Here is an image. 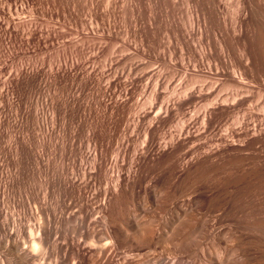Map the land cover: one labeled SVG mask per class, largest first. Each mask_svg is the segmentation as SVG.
Instances as JSON below:
<instances>
[{"label":"rangeland","instance_id":"374dc122","mask_svg":"<svg viewBox=\"0 0 264 264\" xmlns=\"http://www.w3.org/2000/svg\"><path fill=\"white\" fill-rule=\"evenodd\" d=\"M221 1L222 3L224 2L223 9L226 8V10H223V12L230 15V17H234V13H236V10L238 8H236V6H238L236 5L238 4L236 3L237 1ZM163 2H161L159 5H162L164 7L161 6L160 8V6H156V8L158 9L155 8L162 13L159 14L160 12L157 11L159 14L158 30L154 35L155 37L152 36L150 38V42H147L148 44L144 48L146 51H144L143 47L141 48L138 39L139 36L143 37V35L145 34V32H143L144 23L147 19L146 17H149L148 14L150 13L148 12L150 11L149 0H139L141 6V22L140 27L138 28L140 30L137 29V35L134 31L131 6L132 4L130 0H0V169H3L6 173H4L1 178L2 182H5L3 184L1 183V185H3L1 187V190H3V192L1 191L0 193V209L2 213L3 211H5V213H3V215H5L4 218L10 219L9 221L13 220L12 225H15L16 222V227L19 228L21 226H34L39 221V218L43 213H41L43 209L49 214L52 211L54 212V210H56L55 212L59 216H63L65 214L67 215V213L69 214L70 212H73L72 210L75 211V209L78 208V205H76V208H72V206L75 205L76 202L73 203V200L71 199V196L69 197V195H67V198L61 186H64V183L70 180L73 176L76 178L79 176L81 178L82 169L80 168L79 163H77L75 166L74 156L76 159V157H79L78 155H81L82 152L84 154L89 150L87 148H77L75 150H72V148H70L68 145H65V142L67 141V139H71L75 136V139L78 140L76 142L82 140L83 143H86L88 130L90 128H93L96 134V138H100L104 140V143H107L111 139L113 140V138H111V135L115 137H121L120 135L125 133L123 132V130L125 131L124 125L126 123H129V126L131 128L126 130V133L130 135L133 132L131 134L132 138L130 140V146H132V148L130 147L129 151L131 153L130 155L133 154L132 152H136L134 150L137 149L138 157L142 158L145 155L147 157V160L148 157H150V154H153V157L151 155L152 159L149 158L150 161H147L148 163L145 161L143 163L144 166L140 162L132 164L130 155L126 158V161L124 163L120 161V165L123 164V166H125L123 167L125 169L124 173H127V171H130L131 173L132 169V175H134V172H138L137 174L141 175L140 178L141 180H143L142 183H140V187H143L144 189L146 187L148 188V190L146 188V193V190H144L143 192V189L138 187L134 194V196L136 197L132 198L131 201L129 200L130 203L129 201L126 202L128 203V207L126 205L124 206L126 207L127 212L125 209H122V212L127 216L128 210L130 209L129 211H133V213L138 216V219L141 218L139 217V215H145V219H147V221L142 222L140 219L139 221H141V223H147V225H151V227L153 228L155 226L156 228L159 227V233H163L165 231L166 233L171 234V231L168 228L171 227V224L168 223L170 222L171 217H173V221H175V217L177 219V215H179V217L183 215L181 214V210L183 209V207H189L187 205H190L189 211L193 209V211L191 212L194 213L191 214H194L193 217L196 215V218L194 217L191 222L193 221L194 224L207 223V229L205 228V231L197 238L199 247L196 248L195 252L197 251L196 253L199 254L198 258L192 259L190 255L182 254L183 257L180 255V257L182 258L179 262H181V264H210L212 262L210 257L208 258V255H210L211 252L215 253L214 249L215 251L217 249L216 245H214L215 241L213 242L212 238L215 237V233L219 232L218 229L220 228V232L224 230L222 231V233L223 235H226L227 232H229L227 230L231 229V223L229 224L230 228L227 226L228 222L225 223L226 221H224L225 224H223V221L222 224L221 222L211 223L215 220V215L219 216L222 214V212L207 211L204 207L200 206L201 204L199 203L198 194L196 195L199 186H197L196 183L194 184V182L197 181L198 185H200L202 180H205V178L206 180H209L210 173L208 172V174L203 172L206 176L204 177L203 174L204 179H202V174H195V176L194 174H191L192 176L188 174L190 178L192 177V179H190L189 176H186V171L182 170L181 174L185 173V175H182L180 179L179 177H177V172L169 169L170 166L168 164L164 166L165 164L163 160L160 163V160H157V156L160 153V151L158 150V144L168 141L172 133H177V131L180 130V128L178 127L179 121L183 119L182 117L185 116L181 114V112L177 113L175 110L177 104L180 103L178 100L180 99L181 101V97L180 95L178 96V94H180L179 90H182L183 88L182 85L187 86V84L191 82L190 84L193 87L191 86L192 88L190 92L198 91L203 88L205 90V95L207 94V89L212 88L214 86H212L213 82H217V80L213 79L215 81H212L211 84V81H207V79H205V76H201L200 79V75L206 73L209 74L210 71L213 77H215L214 75L217 73V71L215 70L214 66H206L208 62H204V64L206 63L205 65L203 63L201 65L199 64L198 68L200 69V72L202 74H200L199 72L198 78H196L197 75H194V77H196L195 80H193V74L191 75V73H193V67L190 66V75L188 76L189 78L187 77L186 80L183 77L184 80L182 79L183 75L181 73H183V70L181 68V62L179 58L180 54L178 53V41L176 38L177 33L175 34L174 30L178 32V23H176V26L175 22H177V20L178 22H180L182 16H185V14L188 13V9L185 6V13L182 14V12H184V9L182 8L183 5L181 6V4H179V9L177 6H173V4H171L172 0H168L167 2L166 0H163ZM165 2L170 3L169 5H167L165 4ZM175 7H177L178 10H175ZM172 8L175 12L172 10ZM170 12L174 13L171 14ZM177 13L178 16H182L178 18L176 16ZM160 15L162 16L160 17ZM167 15L169 17H167ZM188 26L190 27V24ZM188 29L190 30V28ZM202 29L203 28H201V30ZM170 32H172L173 35L169 34ZM203 33H205V31ZM137 37L138 39H135ZM171 37H173L174 39ZM152 38L154 39L152 40ZM188 40L190 41V47H192V38L189 37ZM148 45L150 46V48ZM77 50L80 52H78ZM111 50L117 51L116 54H113V56L109 54ZM74 51L77 53H75ZM170 53H173L174 56H171ZM211 68L212 71L210 70ZM219 74H221L220 76L223 75V77L219 76V78H222V80H224L223 83H226V80H228L226 77V71ZM202 79L205 80L204 82L207 81L208 83H204ZM252 80L253 79L250 77L248 78V80L246 79V82L248 84L244 86L245 88H241V91L245 93L244 96L246 98L249 96L247 105L245 104L231 107L233 110L231 108L228 109V106H221L222 109H224L220 110L218 108V111H220V113L216 111L217 113H214V115L221 114V112H223L224 114L226 113L227 116L224 115V120L227 119L229 121L232 120V118H235V116L237 115L243 116L242 113L245 112L244 108H246L248 104H252L254 106L256 105L258 108H260V106H264V87L261 85V83L257 84V82H252ZM184 81H186V83L188 81V83L186 84ZM197 81L201 82H198V84ZM201 83H203V85ZM209 83L212 87L208 85ZM227 84L229 85L231 83H226V86L228 88L232 86V84L230 86H228ZM198 85L200 87L202 85V87L200 89H197ZM218 85L220 86V88L222 87V85ZM224 86L222 88L226 89L227 87ZM247 91L249 92V94L247 93ZM157 93L158 95H160L159 98H157ZM197 93L196 96L198 97H195L194 100L189 102L188 108L190 109L191 106L194 109L195 106V109L193 110L191 108V114H186L184 118L187 117V120L191 118L192 114H194L193 111H195L196 109L198 110L199 107L206 102L204 98H208V94L204 97V95H199V92ZM199 96L201 97L199 98ZM201 98L203 99L202 101H204V103L200 101ZM194 101L196 104H199L198 107L196 106V104H194ZM161 105H170L174 107L173 114H171V116L168 115L169 117L167 116V118H165L166 115H162V117L165 119L162 118L163 120L158 119L157 121H152L151 119L153 117L151 116H145L144 120L141 122L139 128L137 129L138 131H136V134H134L135 127L133 125L136 113L143 114V112L146 111L149 107L156 106L157 108H159L161 107ZM234 110L238 113L234 112ZM240 110L242 111L240 112ZM229 111L232 112V114L230 113L229 115ZM181 115L183 116L181 117ZM238 116L236 118H238ZM118 121H122V123H119ZM201 122L202 121L199 120L196 123V125L198 126L197 128L194 125L196 130L202 125ZM118 125L119 127H122H120V130L117 131L116 129ZM220 125H222V122L221 124H216V129L214 128L215 131L212 129V131H209V133L206 134L207 136L205 135L204 137H191L190 139L192 140L188 139L190 141L186 140L184 142L182 146L183 151L181 153V156H184V154L185 156L180 157V163L178 162L177 164V167L179 169L178 173H180L179 171L183 169V163L190 159L188 158L189 156L193 155L194 152L196 153V151L199 152L203 150L200 148L202 145L215 146L217 144L215 143L214 145V142L217 141H214L216 139H214L209 134H211L210 132L213 133L218 131L217 129L220 130V128H222V126ZM49 126H52L51 128L53 130H50ZM150 126L151 129L153 128V132L154 130H156L155 135L152 134L153 132H148ZM193 131H195L194 128ZM178 133L180 135V131ZM153 135L154 142H152L153 140H151ZM177 135L178 134H176L175 136ZM210 136L212 137V140H210ZM158 137H160L161 141ZM198 137L202 139L200 140V138ZM64 138H66V140H64ZM155 138L156 141L158 140V143L155 141ZM148 139H150L151 141ZM147 141H150L149 144ZM262 141H264V139ZM37 142H43L42 146L44 147H38L41 144L38 143L39 145L37 146L35 144ZM145 142L147 144H145ZM151 143L152 145H150ZM154 144L155 148L158 147L156 150L153 149ZM190 144H192V147H190ZM260 145L261 144H259L258 146L259 151L256 152V160L261 164V167L264 168V147L261 145L262 147L260 148ZM62 146L68 151H65L64 149V151L61 150ZM142 147H145L146 150ZM148 148L152 150H149ZM197 148L199 149V151ZM76 150L78 152L81 151L80 154H74L77 153ZM113 150L111 149V151ZM39 151H42V154H44V161H46V163H44L43 165V168H41L43 170L45 169L44 172H41L43 170H38L37 167L34 166L36 165L35 155L40 153ZM71 151L73 152L70 153ZM156 153L158 154L157 156ZM31 154L33 155L32 160L28 159L31 158ZM243 154L246 156H250L252 154V151L245 150ZM29 155L30 157H28ZM182 158L185 162H183ZM155 159L157 162L155 161ZM149 163L151 164L149 165ZM159 164L163 165L159 167ZM90 165L91 164L89 163L87 165V168L89 172H93L90 169ZM147 165H149L150 167L152 166V168L149 169L150 167ZM239 165V161L230 160L228 169H233ZM18 168H21V170H23L21 171ZM154 168L155 172L158 171L157 173L154 172ZM157 168L158 170H156ZM147 169L150 171L153 170V173L149 172ZM18 170H20L21 173ZM160 172L164 173L161 174ZM166 172L168 173L166 174ZM226 173H228L227 170ZM93 174L94 173H91V176H87V180H89V188L94 187L93 185L96 182L95 180H93L94 178H92ZM142 174L144 177L142 176ZM170 175L171 179L169 177ZM185 176L188 179H184L186 178ZM58 177H60V180L57 179ZM161 177L163 179L165 178L166 182L165 180L163 181ZM210 177V180L203 181V183L201 184L202 186L200 185V187H203L204 183L208 185L207 182L223 184L228 183L226 177L220 178L212 175H210ZM11 178L14 180H12ZM159 178L161 179L157 181V179ZM54 179L59 181L58 184L62 182L61 184L63 185H58L57 181L55 182ZM176 179H179L178 182L181 181V183L179 182V185L182 184V187H180L181 185H178L177 181L174 182V180ZM182 179L184 181H182ZM194 179L196 180L193 182ZM63 180L66 181H64L63 183ZM110 180H112V177H110ZM9 181H11L13 184H8ZM183 182L185 183L183 184ZM262 182H264V179L262 180ZM173 183H175L174 186H176L177 188L172 185ZM193 184L194 186H191ZM90 185L92 186L90 187ZM7 186L9 187L8 189ZM188 186L194 187L190 192L193 194V196H191L190 193H185V195H183V192L185 191L184 189H186V187L188 188ZM195 186H197V189L195 188ZM170 187L173 188H171V193L173 194H169H171L170 196L172 198L173 195L176 196V199L174 197L176 202H173L174 199L171 200L170 196L168 197L170 199H167V196L169 195L168 192H170ZM87 188L86 191H88L89 189ZM139 188L142 190H140ZM174 188L177 190L180 189V193H178L179 191L177 190L176 192ZM47 189H49V191H47ZM91 189H89V192H87L88 195L86 194V191L84 189L85 192L83 193L85 198L92 194ZM188 190L190 191V188L186 189V192H189ZM137 191H140L139 195L138 193H136ZM148 191L150 193L155 192L153 194L157 198V203H154L152 201V199L149 197L150 195ZM173 191L176 193V195ZM192 191H194V193ZM100 197H102V195H98V197L95 198L96 200L94 199L95 201H93L97 202L98 200L99 202V200L103 198L102 197L100 199ZM163 198L165 201H172L171 203H173V208L172 206H170V202H164V204H169L171 212L168 211V206L162 208L161 205H159L160 202L162 204ZM70 199L72 200V202ZM192 199H194L195 202ZM188 200L193 202H190L192 205L190 203H187ZM43 201L45 203H43ZM182 201H185L187 205ZM143 203H147L145 207L146 210L149 211H143V207H139V205H143ZM174 203H177V205ZM65 204L67 206L69 204L70 208L66 209L68 207ZM164 204H162V206ZM63 205H65V207ZM174 207L176 212L174 211ZM199 207H201V209H199ZM202 208L204 209V211ZM173 211L177 213V215H175ZM195 211L197 212L195 213ZM75 213H78V211H75ZM124 214L123 216H125ZM204 215H206V218H204ZM202 216L203 218L199 219ZM207 216L208 218L210 217L213 220L209 218L211 222H207ZM166 217L167 221H165ZM151 219L155 221H151ZM195 219H199L198 221L204 219V221L198 222ZM149 221H151V223H149ZM161 221H165L163 223H165L166 226H162L163 224H160ZM74 224L75 223H72L71 226H73ZM207 225H209L210 227H207ZM160 226H162V231L160 230ZM209 228H213V231H211ZM97 230L99 232H102L104 235V225H98ZM207 230L211 232L209 233ZM214 231L215 233H213ZM230 232V242L228 241V245L234 246L236 245L235 240H237L236 237L239 236V233L236 231L238 233L237 236V234L233 230L232 232L234 234L231 235ZM16 234L17 236H20L19 233ZM208 235L211 236L208 237ZM232 238H235V240ZM76 240H79V242L81 243L86 242L84 238L83 241H81L80 236H77ZM130 241H133V244H130L129 242V244L127 243L126 246L128 247V245H132L131 248L129 246L127 249L130 248V250L133 252H138L140 250L146 252L147 249L151 248L148 251H156L157 254L158 250L160 251L159 254H162L161 252L164 251L163 256L165 254H169L167 255L168 258L171 256L168 251L172 252L174 255L175 244L177 243V241H173L171 242L173 244L168 242V244L165 245L167 243L165 242V244L163 243L164 248L162 247V244H157L155 245L157 247L156 249L154 248L155 246L149 247L148 245H145V243L143 244V242L140 241L138 237H136V240L132 239ZM22 242H26V244L22 246L23 249L28 248V246L30 245V243L29 245H27V239H25V236H23ZM171 245L173 248L171 247ZM222 247L225 248V245H223ZM120 250L122 252L124 251V249ZM120 250L118 251L119 254H121ZM165 250L167 253L165 252ZM201 250L203 251V254H201ZM206 253H208V255ZM166 255L164 256L165 258H167ZM173 255L171 256V258L175 257V255ZM42 256L45 258V260L41 261V264H55L54 262H56V257L51 252H47L46 254L44 253ZM240 259V256H238L237 258L235 257L233 259V262H239ZM194 260L197 262H195Z\"/></svg>","mask_w":264,"mask_h":264},{"label":"bare ground","instance_id":"6f19581e","mask_svg":"<svg viewBox=\"0 0 264 264\" xmlns=\"http://www.w3.org/2000/svg\"><path fill=\"white\" fill-rule=\"evenodd\" d=\"M130 1L132 4L131 6H132V18H133V23H134V31H135V34L137 35V32H138L137 29L140 27V22H141L140 21L141 20V12H140L141 6L139 3V0H130ZM149 1H150V6H149L150 11L148 12L150 13L148 14L147 12L149 17H146L147 19L144 23L143 32H145V34L143 35V37L139 36V39L138 37L135 38L139 40V44L141 45V48L143 47V49L148 44L147 42H150V38L154 36L155 33L157 32L158 27H159V24H158L159 14H162L159 10H156L158 9L156 8V6L157 7L160 6L161 8L162 5H159V4L163 2V0H149ZM167 1L168 0H166V2ZM236 1H237L236 3H238L236 5L238 6L236 5L235 6L236 8L237 7L238 8L237 10L235 9L236 13L233 12L234 17H230V15L223 12V10H226V8L223 9L224 2L222 3L221 0H172L171 4H173V6H177L179 9H180L179 4H181V6L183 5L182 8L184 9V12H182V14L185 13L186 8L188 9V11L186 10L188 13H186L185 16L184 15L178 16V13L176 14L178 18L181 16L182 18L180 19V22H178V20L177 22H175V24L178 23V27H177L178 32L174 30L175 34L177 33L176 38L178 41L177 43L178 53L180 54L179 58L181 62V68L183 70V73H181L183 75V76L181 75L182 79L183 77L184 79H186L190 75V68H189L190 66L193 67V71L191 70L193 72L191 73V75L193 74L192 75L194 78L193 80H195V77H196V76L194 77V75H197L196 78H198V74L200 72V69L198 68L199 64L200 65L202 63L204 64V62L209 63V64L205 63L206 66L207 65L211 67L214 66L218 74L216 73L214 75L215 77H213L210 71H209V74L207 73L202 74L200 72V74H202L200 75V79H201V76L203 77L205 76V79H207V81H211V84H212V81L217 80V82H213L212 84V86L214 85L213 87L209 83L208 85L212 87L210 89L208 88V85H207L208 89L206 92L208 94L207 96L208 98H204L206 102L204 103V101H202L203 100L202 98L201 100L199 99L204 104L200 106L198 110L196 109L195 110L196 112L193 111L194 114H192L191 118L188 120H187V117L186 118L184 117L186 116V114H191L192 110L190 112V109L191 108L193 109V107L191 106H190V109L188 108L189 102L194 100L195 97H198L196 96L197 92H199V95L200 94L204 95L205 90L201 88L203 85V83H201L202 84L201 87L199 85L197 87V89L201 88V90L190 92L191 88L193 87L190 84L191 82H189L190 84L189 85L187 84L188 81L187 83L186 81H184L187 84V86L182 85L183 87L182 90L181 89L179 90L180 94H178V96L180 95L181 101L180 99L178 100L180 103L177 104L175 108L177 113L181 112V114L185 115L184 117H182L183 115H181L183 119L180 120L179 118V120L181 121V123L179 121L180 125L178 124V127L180 128V130L178 131L176 130L177 133L176 132L174 133L175 135L176 134L179 135L178 132L180 131V135L175 136L172 133L170 139L169 140L167 139L168 141L159 143L158 150L160 151V153L159 155L156 153V156L158 155L157 160H160V163L163 160L165 164L164 166L168 164L170 166V168L168 167L169 169H172V171L177 172V177H179L180 179L182 175H185V173L181 174V171L185 170L187 173L186 176H189L191 174H194V176L195 174H200V175L202 174V177H203V174H204L203 172L205 173L209 172L210 173V174L208 173L209 180L211 178L210 175L220 177V178L226 177V179L228 180V183H224V184L215 183V182L213 183L207 182L208 185L204 183L203 187H200V185L203 183V181L206 180V178L205 180H202V182L199 181L201 182V184L199 183L200 185H198V182L195 181L196 179L193 180V182L195 181L194 184L196 183L197 186L200 187V188L198 187L197 189L196 188L197 186H195V188L197 189L196 195L198 194L199 203L201 204L200 206L204 207L207 211H211V212L221 211L222 212V214L219 216L215 215L216 218L212 222L211 220L213 219L209 217L211 219L210 220L207 216V218L209 219V220L207 219V222L208 221H210L211 223L221 222V224H222V221H223V224L228 222L227 226L229 228H230L229 224L231 223V229L227 231L229 232L231 231L230 232L231 235L234 234L232 230L237 234V236L239 233L238 237L235 236L237 240H235V238H232L235 240L236 245L229 246L228 245V241L230 240L229 232H227L226 235H223L222 231L224 230L220 232L221 228L218 229L219 232H217L216 230L215 231L217 233H215V231L213 232L215 233L214 235L215 237L212 238V241L213 242L215 241V244L214 243L213 244L216 245L217 249L216 251L214 249L215 253L211 252L210 255L206 253L208 255V258L210 257L212 261L211 263L212 264H264V182H262V180L264 179V168L261 167V164L257 162L256 160L257 159L256 152L259 151V148H258L259 144H261L264 147V141H262L264 139V106L262 107L260 106V108H258L256 105L254 106L252 104H248L246 108L243 107L245 111L244 113H242L243 116L237 115L238 118H236L237 116H235L234 114L235 118H232V120H229V121L227 119L224 120V115L227 116L226 113L224 114L223 112H221V114L214 115V113H217L216 111H218V108L220 110L222 109L221 106H225V107L228 106L227 108L230 109L231 107H234V106L236 107L237 105H245V104L247 105V101H249L248 100L249 96L246 98L244 96L245 93L241 91V88H243L244 86L248 84L246 82V79L248 80L249 77L253 79L252 82H257V84L261 83V85L264 87V0H236ZM166 2L165 4L169 5L170 2L169 3H166ZM185 6L186 8H184ZM177 7H175L174 9L178 10ZM166 8H170V7H166ZM157 11H159L160 13L158 14ZM181 11H176V12H181ZM170 13L173 14L172 12ZM161 16L162 15H160V17ZM167 17L169 16L167 15ZM189 24H190V27L188 26ZM188 28H190V30ZM201 28H203L202 30H204L205 33H203L204 31H202ZM172 32H173V29H172ZM172 32H170L169 34L173 35ZM189 37L192 38L191 40L192 47H190V44H189L190 42L188 40ZM153 39L154 38H152V40ZM136 45H135V48H136ZM144 51L146 50L144 49ZM116 52L117 51L115 50H111L109 54L113 56V54H116ZM170 55L172 56L173 53H170ZM210 70L212 71V68ZM224 71H226L227 73L226 77L228 80H226V83L229 82L232 84V86H230L231 84L229 85L227 84L228 86L231 87V88L229 87L230 89L226 86L225 82H224L225 84L223 83L224 80H222V78L221 79L219 78V76L221 75L219 73L221 72L223 73ZM220 77H223V75ZM208 79H212V80H208ZM202 81L204 82L205 80L202 79ZM198 82H201V81H197V83ZM218 84L222 85V87L225 85L228 89L227 88L224 89L222 87L220 88ZM247 93L249 94L248 91ZM159 96L160 95H158L157 98H159ZM200 97L201 96H199V98ZM194 104H196L195 101H194ZM198 105L199 104H196L197 107ZM194 109H195V106H194ZM235 110L234 112H237ZM230 111H229V115L230 113L232 114V112ZM241 111L242 110H240V112ZM173 112H174V107L170 105H165V106L161 105V107L159 108H157L156 106H151L146 111H144L143 114L136 113V117L134 119V125H133L135 127L134 134H136L135 132L138 131L137 129L139 128L141 122L144 120L145 116H148V117L151 116L153 117L151 119L152 121H157L158 119L160 120L163 118L162 115H166L165 118H167V116L168 115L171 116ZM218 112L220 113V111ZM199 120L202 121L201 122L202 125L199 124L201 126L200 128L196 130V128L198 127L196 123ZM221 122H222V125L220 126H222V128H220V130L217 129L218 131L216 132H213V133L210 132L211 134H209L214 139H216L214 141H217V142H214V145L215 143L217 144L215 146L202 145V146H205V147H202V146L200 147L201 149H203L202 151H199L198 149L199 147H198L197 149L199 152L197 151L196 153L194 152L193 155L188 157L190 159L186 162L182 158L183 162L185 163L181 162L184 164V166H182L183 169H181L179 171L180 173H178L179 169L177 167V164L178 162L180 163L179 161L180 157L183 156V155L181 156V153L183 151L182 146L184 142L190 139L191 137H196V136L204 137L207 133H209V131H212V129L214 130L216 124L217 125L221 124ZM119 123H122V121H120ZM119 125L117 126V129H116L117 131L120 130L119 129L120 127H122V126L119 127ZM194 125L196 126V128L194 127ZM51 127L49 126L50 130L52 129ZM124 127H125V131L123 130V132L125 133H126V130L131 128L129 126V123H126ZM193 128L195 129V131H193ZM152 129L150 126V128L148 129V132L149 133L153 132ZM155 131L156 130H154L152 134L155 135L156 133ZM125 133L120 135L121 137H119L118 135H117L118 137L111 135V138H113V140L111 139L107 143H104V140L100 138L99 139L96 138V134L93 128H90L88 130V137H87L86 143H83L82 140H80L79 142H76L78 140L75 139V136L71 139H67V141L69 140L68 142L67 141L65 142L64 140H66V138H64L63 141L65 142V145L66 146L68 145L70 148H72V150H75L77 148L79 149L87 148L89 150L88 152H85L84 154L82 152L81 155H78V153L80 154L81 152L80 150H79L80 152L76 150L77 153H74L79 156V157H76V159L74 156V162H75V166L77 163H79L80 168L82 169L81 178L79 176H78L79 178L78 177L76 178L73 176L74 178L72 177L70 179L69 177L70 180L68 179H67L68 181L63 180V183L64 181H66V183H64V186H61V188H63L62 190L64 191V194H66V196L69 195V197L71 196L73 203L76 202V204L73 205L74 207L72 206V208H76V205H78L77 207L79 209L78 208H77L78 210L75 209V211H78V213H75V211L71 209L73 212H70L69 214L67 213V215L65 214L63 216H59L58 214H56L55 212L56 210H54V212L52 211L49 214L45 212L43 209V211H41V213L42 212L43 213L41 214L39 221L34 226H29V227L21 226L19 228V227H16L17 225L16 222H15V225H12L13 220L9 221L10 219L4 218L5 215H3V213H5V211H3L2 213L0 209V264H41V261L45 260V258L42 255L44 253L46 254L47 252H51L56 257V262H54L55 264H181V262L179 261L183 257L182 254H188L191 256L192 259L198 258L199 254L196 253L197 251L195 252L196 248L199 247L197 238L199 237L200 234H202L205 231L207 223L206 224H203V223L194 224L193 221L191 222V220L194 219L196 215L193 217L194 214L193 215L191 214V213H194V212H191L193 211V209L189 211L190 205H187L185 201H184L185 204L189 207H185V206L183 207V209L181 210V214L183 215H181V217H179V215L175 213L176 211L174 207L175 212L173 211V213L177 215V219L175 217V221H173L174 218L171 217L172 221L170 220V222H168L169 224H171L170 225L171 227H168L169 230L171 231V234L166 233L164 230H163L164 231L163 233H159L158 226H157L158 228H156V226L154 225L155 226L154 227L155 229H154L153 227H151V225H147V223H141V221L142 222L147 221V219H145V215H139V217H141L140 218L141 221H139L140 219H138V216H136L133 213V211L132 212L129 211L130 209L128 210L127 216L122 212V209L123 210L125 209L127 212L126 207H124L125 205L127 206L128 204L126 202H128L129 200L131 201L132 198L136 197L134 196L135 191L137 190L138 187H140V183H142L143 181L140 178L141 175L137 174L138 172H134V175H132L131 174L133 173L132 172L133 169H132L131 173L130 171H127V173H124L125 169L123 167L125 166H123V164L120 165V161L124 163L126 161V158L131 154L129 151H130V147L132 148V146H130V140L132 138L131 134L133 132L130 135L127 133L125 134ZM147 135H150V134H147ZM154 135L153 137L150 136L153 138V139L151 138V140H153L152 142H154ZM211 136H210V140H212ZM156 138H155V141H156ZM158 138L161 141L160 137ZM201 139L202 138H200V140ZM38 143L39 142L35 143L37 146L41 144L38 147H44L42 146L43 142L39 144ZM145 144L147 143L145 142ZM150 145H152V143ZM190 145H191L190 147H192V144ZM261 145H260V148L262 147ZM29 148H26V149H29ZM157 148H155V144H154L153 149L156 150ZM63 149L65 151H68L62 146L61 150ZM111 149L113 151H111ZM149 150H152V149H149ZM245 150H251L252 154L250 156L244 155L243 152ZM134 151L136 152H132L133 154L130 155L132 164L133 163L136 164L137 162H140L143 165L145 161L146 162L150 161L149 158L152 159L151 155L153 157V154H150V157H148V160H147V157L145 155H144L145 157L143 156L142 158L137 156L138 155L137 149ZM39 152L40 153L37 154L38 156L35 155L36 165H34L33 163L32 164L36 166L38 170H43L41 168H43V165L44 163H46V161H44L45 159H44V154H42V151H39ZM72 152L73 151H71L70 153ZM32 156L33 155L31 154V158H28V159L32 160L33 159ZM28 157H30V155ZM230 160H237L240 162V165L233 169L232 168L228 169L229 168L228 164ZM89 163L91 164L90 169L93 172H89L87 168V165ZM150 164L151 163H149V165ZM162 165L163 164H159V167ZM151 168L152 166L149 169ZM18 169L21 170V168H18ZM20 170L18 171L20 172ZM44 170L41 172H44ZM153 170L155 172V168ZM156 170H158V168ZM226 170L228 171V173H226ZM148 171L153 173L150 170ZM161 171H162V168H161ZM168 172H166V174ZM4 173H5L4 170L0 169V193L1 191L3 192V190H1V187L3 186L1 185V183L3 184L5 181L2 182L1 178L4 175ZM91 173H94L92 178H94L93 180L96 181L94 185L92 184L94 187H91L92 185H90L92 189L88 187L89 180H87V176L88 175L91 176ZM160 173L163 174L164 172L163 173L160 172ZM62 176H65V175H62ZM110 177H112V180H110ZM169 177L171 179V175ZM204 177H206L205 174H204ZM204 177L202 179H204ZM41 178H42V175H41ZM161 178L157 179V181L160 180ZM57 179L60 180V177H58ZM184 179H188V178L186 177ZM190 179H192V177ZM162 180L163 181L165 180L166 182L165 178L164 179L162 178ZM178 180L176 179L174 180V182L176 181L178 182ZM209 180H206V181H209ZM54 181L55 182L57 181V184L59 182L58 180H55V179ZM182 181L184 180L182 179ZM179 182L181 183V181ZM179 182H178V185H179ZM10 183L11 185L13 184L11 181H9L8 184ZM61 183L62 182H60V184ZM184 183L185 182H183V184ZM194 184L191 186H194ZM172 185L174 186L175 183H173ZM180 185L179 186L182 187V184ZM191 186L190 187L188 186V188L186 187V189L190 188V191L188 190L189 192H186V189H184L185 190L184 192L181 190L184 193L183 195H185V193L187 194L191 192V189L194 188ZM87 187L92 190V194H90L87 198H85L83 192L86 191ZM8 188L9 187L7 186V189ZM140 188H142L144 192V190H146L147 187L145 189L143 187H140ZM171 188L172 187H170L169 189L170 192H168V194L171 193ZM89 189L88 191H86V194L87 192H89ZM147 190L145 191L146 193H147ZM176 190L177 189H175V191ZM47 191H49V189H47ZM177 191H179L178 193H180V189ZM139 192L137 191L136 193H138L139 195L140 194ZM192 192L194 193V191ZM148 193L150 195L148 196L152 199V201L154 203H157L158 202L157 198L153 194L155 192L150 193L148 191ZM171 194H169L168 196L166 195L167 199L169 200L171 198L172 200L174 199V197L176 199V196L173 195V198H172L170 196ZM98 195H102L103 198L100 197V199L101 198L102 199L99 200V202L98 200L97 202H94L96 200L95 198L98 197ZM190 195L193 196L192 193H190ZM169 196L170 198H168ZM175 199L173 200V202L174 201L176 202ZM168 200L165 201L163 198L162 204H164V202L169 203L170 201ZM192 200L195 202L194 199ZM44 201H45V193H44ZM44 201L43 203H45ZM188 201H187L188 204L192 202V201H189V202ZM177 203H174V204L177 205ZM146 204L147 203H143V205L140 204L139 207H143V211H149V210H146V207H145ZM162 204L161 202L159 203V205H161L162 208L167 207V206L169 207V204L168 205L164 204L163 206ZM172 204L173 203H171L170 206H172L173 208ZM65 205L63 206L65 207ZM67 207L68 208L66 209L70 208L69 204ZM199 209H201V207H199ZM168 211L171 212L170 207ZM196 212L197 211H195V213ZM123 214L125 216H123ZM204 216H205L204 218H206V215ZM201 218H203V216L200 217L199 219ZM199 219H195V220L198 221ZM151 221H155V220L151 219ZM151 221H149V223H151ZM165 221H167V217L165 218ZM165 221H161L160 224L161 225L163 224L162 226H164L165 223L163 222ZM201 221H204V219L198 222H201ZM224 221L226 222L224 223ZM72 223H75V224L71 226ZM100 224L104 225V228H105L104 235L102 232H99L97 230V227ZM162 226H160L161 227L160 230L162 229ZM218 226H215V227H218ZM207 227H210V226L207 225ZM210 230L213 231V228H211ZM207 231L209 233L211 232L209 230ZM16 233H19L20 236H17ZM76 235L81 237V241H83V238H84L86 242L81 243L79 242V240H76V237H77ZM23 236H25V239H27V245H29L30 243V245L26 249L22 248V246L26 244V242L25 243L22 242ZM209 236L211 235H208V237ZM136 237H138V239H140V241H142L143 244L145 243V245H148L149 247L151 246L154 247L157 244H162V247H163V243L165 244V242H167L165 244L167 245L168 242L171 243L173 241L175 242L177 241V243L175 244V251H174L175 257L171 258L173 253L169 251L168 253H170L171 256L168 258L167 255L169 254L167 255L165 254L167 256V258H165L164 257L165 255L163 256L164 251L161 252L162 254H159L160 251L158 250L157 251L158 254H157L156 251H152V250L148 251L151 249L150 248V249H147L146 252L141 251V250L138 252H133L130 250L132 245H128V247L130 246V248L127 249L128 248L126 246L127 243L129 244L130 242V244H133V241H130V240L132 239L136 240ZM223 245H225V248L222 247ZM154 248L157 249L156 246ZM120 249H124V251L122 252ZM119 250L121 251V254H119L118 252ZM201 254H203L202 250H201ZM180 255L182 257H180ZM238 256L241 257L240 261L234 263L233 259L235 257L237 258Z\"/></svg>","mask_w":264,"mask_h":264}]
</instances>
